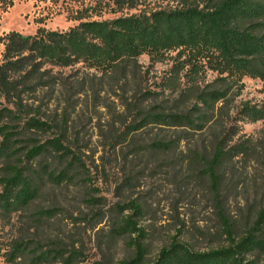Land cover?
<instances>
[{"label": "trees", "instance_id": "16d2710c", "mask_svg": "<svg viewBox=\"0 0 264 264\" xmlns=\"http://www.w3.org/2000/svg\"><path fill=\"white\" fill-rule=\"evenodd\" d=\"M14 1L0 0V8L7 11ZM116 2L133 4L137 0ZM0 43L4 46L0 64V164L3 165L0 211L3 214L30 206L38 196L41 178L56 185L72 184L76 180L74 171L81 164L65 146L63 135L40 145L29 137L55 133L53 130L64 134L67 114L59 120L43 121L37 117H40L39 111L33 116L25 103L41 90L50 89L55 93L57 89L67 88L69 76L62 73L66 69L85 68L117 84H128L132 79L142 78L138 70L141 56L160 61L165 54L180 51L177 62L160 82L159 91L135 89L131 97H126L124 91L121 98L126 110L136 112L139 118L134 117L135 122L114 141L119 144L148 128L203 135L215 127L217 133L210 143V155L192 150L186 154L190 165L206 167L215 182L217 171L225 165L235 160H250L259 151L264 156V145L246 138L241 129V123H264V103L242 102L235 107L233 116L223 115L224 109L241 94V77L264 81V0H187L181 8L173 10L107 21H80L67 31L39 28L34 35L12 31L3 35ZM182 53L187 54L183 60ZM207 72L216 75L208 84L201 80ZM160 97L165 100L145 107L150 102H158ZM183 140V137L159 139L151 147L167 155L179 150ZM25 141V147L16 148ZM23 152L28 163L47 157L66 164L65 168L57 172L45 165L41 167L44 171H36L17 159ZM126 210L132 214L123 216ZM116 212L118 218L111 235L124 239L134 253L133 258L118 264H264V260L250 259L256 251L264 250V241L260 239L264 234V207L239 239L229 222H225L227 246L199 252L174 241L152 263H147L145 230L138 227L136 220L142 216V207L131 203L117 206ZM38 216L52 218L55 212L40 211ZM27 251L26 244L15 243L5 253V260L8 264H47L50 260L60 264L84 262L80 252L62 248L55 251V256L38 250H32L29 255Z\"/></svg>", "mask_w": 264, "mask_h": 264}, {"label": "rangeland", "instance_id": "374dc122", "mask_svg": "<svg viewBox=\"0 0 264 264\" xmlns=\"http://www.w3.org/2000/svg\"><path fill=\"white\" fill-rule=\"evenodd\" d=\"M186 1L137 0L133 5L116 0H15L7 11L0 8V38L12 31L23 35H34L39 28L67 31L80 21H107L173 10ZM3 51L0 43V64ZM179 52L171 51L160 61L141 56L138 70L142 78L128 84H117L85 68L66 69L62 73L69 76L67 88L55 93L41 90L25 101L32 115L39 111L37 117L43 121L59 120L67 114L64 134L53 130L55 133L29 137L40 145L63 135L65 146L81 165L74 171V183L56 185L41 178L38 196L30 206L9 214L0 211V264H8L5 253L19 242L26 244L27 254L38 250L55 256L61 248L80 252L83 264H118L133 258L126 241L111 235L118 218L116 207L131 203L142 207V216L136 220L147 237V263H152L174 241L199 252L227 246L225 222L232 226L237 239L246 234L264 207V156L260 151L250 160H235L222 167L215 182L206 167L190 165L186 156L189 150L210 155L215 127L203 135L148 128L119 144L114 141L135 122L134 117L139 118L136 112L126 110L121 98L124 91L126 97H131L135 89L159 91L160 82L177 62ZM180 55L182 60L187 57L186 53ZM215 79L212 72L201 78L206 84ZM239 86L241 94L224 109L225 118L228 113L233 116L235 107L242 102L264 103L263 80L243 76ZM163 100L160 97L145 107ZM241 129L246 138L264 145V123H241ZM179 137L184 138L181 148L170 154L163 155L151 147L156 140ZM26 142L16 148L25 147ZM25 152L17 159L31 169L44 171L41 167L46 165L51 171L61 172L65 168L66 164L47 157L28 163ZM40 211L55 212V216L42 218L38 216ZM131 214L126 210L123 216ZM260 239L264 241V234ZM250 259L263 261L264 250L256 251ZM50 261L47 264H60Z\"/></svg>", "mask_w": 264, "mask_h": 264}]
</instances>
